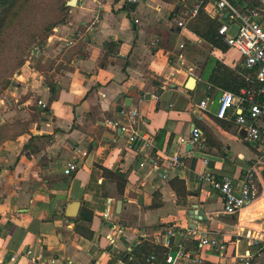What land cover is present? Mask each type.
Returning <instances> with one entry per match:
<instances>
[{"label":"crops","instance_id":"crops-1","mask_svg":"<svg viewBox=\"0 0 264 264\" xmlns=\"http://www.w3.org/2000/svg\"><path fill=\"white\" fill-rule=\"evenodd\" d=\"M228 1L241 12L264 7V0ZM199 3L211 18L229 22L216 0H79L57 30L51 53L47 46L14 74L5 105L0 98V127L7 135L0 144V264H125L123 254L144 242L165 247L171 228L174 244L166 248L172 255L181 245L190 257L176 264H195L196 258L244 264V255L249 264H264V248L249 238L262 230L264 216L242 219L264 204V167L255 180L260 200L236 215L225 214L220 193L201 180L211 173L241 187L260 152L246 141L243 127L217 117L224 91L208 83L211 67L220 61L244 70L245 60L188 30L187 18ZM71 50L75 55L55 73L48 63ZM52 74L53 101L47 84ZM191 78L196 86L190 90ZM203 101L206 110L199 107ZM131 110L139 112L135 129L143 137L135 143L107 124L124 123ZM195 127L203 134L207 129L208 143L188 154L179 140ZM262 132L264 143V122ZM181 152L183 168L154 167L155 157L164 162ZM72 162L78 169L66 176ZM105 170L125 176L123 191ZM72 203H79L77 216L68 218ZM195 205L209 218L194 222L197 228L225 244V251H200L198 239L184 237Z\"/></svg>","mask_w":264,"mask_h":264},{"label":"built area","instance_id":"built-area-1","mask_svg":"<svg viewBox=\"0 0 264 264\" xmlns=\"http://www.w3.org/2000/svg\"><path fill=\"white\" fill-rule=\"evenodd\" d=\"M127 5H137L139 0H119ZM217 9L225 12L228 16V23H223L219 29V33L224 37L225 44L238 51L245 60V67L252 72H255L257 82L256 87H249L242 90L239 99V110L237 112L236 96L231 92L224 91L219 99L217 117L221 120H232L236 126L245 129V139L249 144H255L259 147L260 156L256 165L250 169L245 175L241 187L234 184L230 178H224L219 181L211 173H206L201 177L202 181L209 183L213 189L220 193L224 202V213L227 215L239 214L242 209L248 205L260 200L262 195L258 194L255 180L257 178L258 168L264 167V143H263V122H264V7L250 8L246 12L239 11L228 0H216ZM202 4H196L192 7L190 15L195 17L200 11ZM135 23H138L136 20ZM179 26H184L179 23ZM3 105H5V97ZM39 105H46L39 102ZM202 110L208 107L207 101H203L200 106ZM139 112L131 110L125 116V122L108 121L107 124L112 128H119L123 133L128 135L130 143L143 140V137L135 129L139 120ZM206 142L202 130L198 127L193 128L189 137H182L179 143L184 147L190 145L194 149L204 146ZM186 152V151H184ZM191 152H188L190 154ZM181 152L171 159L161 161L154 159L153 165L158 168L165 164L167 169H181L184 166V159ZM159 160V161H158ZM78 169V164L75 162L69 163L65 169V175L71 176ZM175 231L171 228L167 231V236L164 242L165 247H171L174 244ZM185 238L193 240L198 239V248L203 251L207 247L225 251L226 245L219 243L216 238L203 236L199 228H190L184 233ZM255 246L264 248V230H259L249 237ZM190 258L184 252L183 246L180 245L176 256L169 255L165 264H176L179 261ZM244 264H249L248 256L242 257ZM195 264H201L203 259L196 258L192 261ZM150 264H156L155 258L152 257Z\"/></svg>","mask_w":264,"mask_h":264},{"label":"trees","instance_id":"trees-1","mask_svg":"<svg viewBox=\"0 0 264 264\" xmlns=\"http://www.w3.org/2000/svg\"><path fill=\"white\" fill-rule=\"evenodd\" d=\"M68 1L70 0H0V79L3 78L2 76L12 74L14 70L23 65L22 57L28 53V48L33 42L43 44L44 38L56 26L65 23L60 18L56 19V16L59 17L70 10V7L67 6ZM48 15L50 19L46 20ZM221 24L219 20L211 18L203 8L195 17H189L186 21L188 30L199 39L213 48L225 52L228 46L224 42V37L219 33ZM39 25L43 27V37L39 35V31H36V27ZM61 68H58L55 73L59 72ZM55 77V74L47 76V84L52 95L51 101L54 100L57 91ZM208 83L211 88L229 91L235 96H240L243 89L258 85L255 72L246 68L244 70L231 69L220 61L213 63ZM4 129L5 125L0 127V144L7 138V135L3 133ZM203 131L207 136V129L204 128ZM205 139V144H207V137ZM159 163L161 164L160 161ZM105 174L116 178L120 191H123L126 178L122 173L105 170ZM169 255H171L169 248L144 242L140 247L133 249L131 253L123 254L121 259L125 264H150L151 258L154 257L156 264H165Z\"/></svg>","mask_w":264,"mask_h":264},{"label":"rangeland","instance_id":"rangeland-1","mask_svg":"<svg viewBox=\"0 0 264 264\" xmlns=\"http://www.w3.org/2000/svg\"><path fill=\"white\" fill-rule=\"evenodd\" d=\"M71 9V8H70ZM70 11V10H69ZM66 12V13H63L61 16L58 17V15L56 16V19H61V20H64L65 23H62V24H59L58 26H56L52 32L50 34H48L45 38H44V42L43 44H38L37 42H33L29 48H28V53H26L23 57H22V60H23V64H25L26 62H31V60H35V57L40 53L42 52L43 50H45V48L47 46H51L50 49H49V53H51V49L55 47V43H57V38H56V35H57V30L63 26L64 24H66L68 22V19L70 18V12ZM55 15V13H54ZM47 19H50L49 18V15L48 17L46 18ZM43 27H41V25H39L38 27H36V31H39V35L43 37V30H42ZM27 29V28H26ZM69 42V41H68ZM70 43V42H69ZM66 48L67 46H63L62 49L63 51H66ZM74 51L75 50H71L67 53L66 56L63 57V54H61L59 52V55L54 58L53 60L50 61V63H48V66L50 65V67L52 69H55L56 71H58V68H61V67H64L65 66V63H68L70 59H72L73 57V54H74ZM52 55H54L52 53ZM60 62V63H59ZM18 71V69L14 70L12 72V74H8L7 76H2L3 78L0 79V98H2L7 90H8V87L10 86L11 84V80L13 79V76L14 74ZM8 86V87H7Z\"/></svg>","mask_w":264,"mask_h":264},{"label":"water","instance_id":"water-1","mask_svg":"<svg viewBox=\"0 0 264 264\" xmlns=\"http://www.w3.org/2000/svg\"><path fill=\"white\" fill-rule=\"evenodd\" d=\"M78 3H79V0H70L67 2V6L70 8H74L78 5ZM195 86H196V80L194 78H191L188 81L187 88L191 90V89H194ZM113 129L117 130L118 128H113ZM187 147H188L187 152H190L193 150L192 146L187 145ZM78 204L79 203H72L70 205L69 212L67 214L68 218H73V217L77 216L76 209L78 207ZM259 215L264 216V204L260 205L258 208H252L250 210H246L245 212H243L242 219L245 220L247 218H253V217H256ZM189 216H190V220L193 224L190 228H196L197 227V223H194V222L200 221L202 223H207L209 221V218L206 215L205 211L202 209H199L198 206H196V205L190 209ZM262 230H264V223L262 224ZM172 256L175 257L176 253H172Z\"/></svg>","mask_w":264,"mask_h":264}]
</instances>
